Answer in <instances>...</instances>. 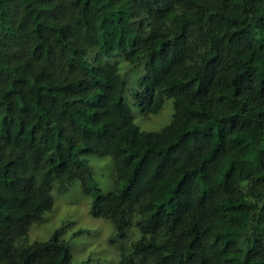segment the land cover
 <instances>
[{"label": "trees", "instance_id": "trees-1", "mask_svg": "<svg viewBox=\"0 0 264 264\" xmlns=\"http://www.w3.org/2000/svg\"><path fill=\"white\" fill-rule=\"evenodd\" d=\"M73 181L141 235L118 264H264V0H0V264H73L62 227L26 241Z\"/></svg>", "mask_w": 264, "mask_h": 264}, {"label": "rangeland", "instance_id": "rangeland-1", "mask_svg": "<svg viewBox=\"0 0 264 264\" xmlns=\"http://www.w3.org/2000/svg\"><path fill=\"white\" fill-rule=\"evenodd\" d=\"M117 61L120 74L126 78L127 86L124 92V100L132 109L134 123L146 132H157L171 121L173 107L170 100H165L161 111L157 115H145L140 107L135 104L133 92L137 87V75L140 69L127 72L126 63L119 58ZM88 165L93 170L95 184L102 193L112 189L113 163L109 157L96 155H83ZM53 198L52 207L45 213L43 220L32 223L27 231V242H44L54 230L63 228L60 239L70 245L73 264H118L119 252L122 247H129L138 239L139 234L132 224L124 240H116L114 228L108 219L95 218L90 214L91 198L83 194L77 181L67 185L66 192L58 193L55 189L51 192ZM82 233H79V232Z\"/></svg>", "mask_w": 264, "mask_h": 264}]
</instances>
